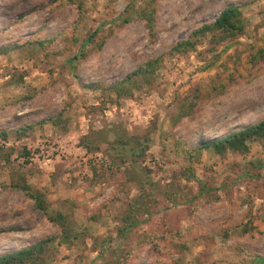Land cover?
<instances>
[{
    "label": "rangeland",
    "instance_id": "1",
    "mask_svg": "<svg viewBox=\"0 0 264 264\" xmlns=\"http://www.w3.org/2000/svg\"><path fill=\"white\" fill-rule=\"evenodd\" d=\"M143 1L0 0V254L55 235L42 264H264V139L243 154L198 149L264 120V60L249 62L264 54V0H153L151 31L137 18L119 23ZM230 3L240 35L169 52ZM154 57L150 76L113 90ZM193 92L192 113L173 121ZM115 140L144 152L129 163ZM20 174L45 211L9 186ZM127 211L140 223L123 236ZM56 212L65 242L47 219ZM243 221L256 230L233 229Z\"/></svg>",
    "mask_w": 264,
    "mask_h": 264
},
{
    "label": "trees",
    "instance_id": "2",
    "mask_svg": "<svg viewBox=\"0 0 264 264\" xmlns=\"http://www.w3.org/2000/svg\"><path fill=\"white\" fill-rule=\"evenodd\" d=\"M153 0H144L143 3L138 6H134L133 3L124 7V10L121 14L119 23L123 24L129 21L131 18H137L141 20L144 26L148 31H151L154 23V8L152 6ZM244 29V18L238 9V6L235 4H227L224 6L219 13L208 22H204L199 26L193 28L186 38L178 40L174 45L170 47L169 52H185L187 50L194 49V45L198 39L205 37L208 35V43L213 47L220 42L227 41L233 39L240 35ZM84 40L82 45L85 44ZM260 52V50H257ZM251 54L249 56V62L254 63L258 59L264 60V54L256 53ZM82 54L78 50L75 55L72 56L71 59H78ZM159 59L157 57L150 58L146 60L142 65L136 67L135 69L128 72L118 83L113 86V90L118 93L124 86L128 87L131 82L134 81L135 76L139 75L143 78L146 76H150L158 65ZM194 91V90H193ZM197 94L191 93L190 95H184L177 100V105L175 107V112L173 114V121L178 120L181 117L189 115L193 111V107L195 103H197ZM59 119V115L48 116L43 119V122H50L55 124ZM29 127V126H28ZM16 129L15 131H18ZM19 131H23L20 129ZM0 136L4 137V132H0ZM264 139V120H260L255 124L246 125L241 127L240 129L233 130L227 133L224 136L217 137L208 142L202 143L198 149H206L208 147L212 148L216 153H223L228 150L234 153L243 154L248 150V142L252 140ZM113 145L116 151L119 153H126L128 155L129 163H132L134 157L138 155H142L144 152L143 146L140 142H136L135 145H130L127 142L115 140L110 142ZM198 149H194L187 153V156H191L192 154H197ZM27 154L26 152H24ZM134 166V165H133ZM137 170L136 167H133ZM16 176V175H15ZM192 176V174L190 175ZM139 179V176H134ZM139 177V178H138ZM17 178L20 179V183L15 182L14 178H10L9 186L11 188L17 189L21 191L25 197L29 198L32 201L33 208L38 209L40 211H45L47 202L44 200L43 195L37 189L31 188L28 184L25 183L24 177L22 174L17 175ZM141 185H148L146 180H141ZM200 192L203 193L204 187L199 184ZM205 193V192H204ZM142 193H139L137 198L141 196ZM138 207V204L130 205V208ZM47 219L50 222H54L60 225V238L61 242H65L68 238V232L70 227H63V223H65V218L61 214V212H56L53 216H47ZM64 221V222H63ZM122 225L119 226L116 231L118 234L123 236L127 235L133 227H136L140 221L135 218V214L133 212H126L121 217ZM233 229H237L240 234L251 233L256 230L254 226L251 225L250 221H243L239 224L235 225ZM222 235L226 236V232H223ZM55 239L54 236H46L40 238L33 242L30 245L21 247L12 252H6L0 254V264H42L43 255L45 252V247L48 242ZM140 243H143L141 240ZM145 243V242H144Z\"/></svg>",
    "mask_w": 264,
    "mask_h": 264
}]
</instances>
